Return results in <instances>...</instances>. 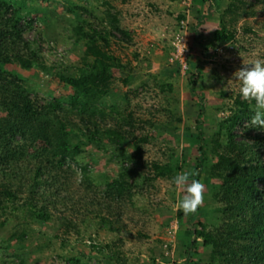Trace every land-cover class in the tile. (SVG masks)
I'll return each mask as SVG.
<instances>
[{"label": "rangeland", "instance_id": "374dc122", "mask_svg": "<svg viewBox=\"0 0 264 264\" xmlns=\"http://www.w3.org/2000/svg\"><path fill=\"white\" fill-rule=\"evenodd\" d=\"M9 1L20 5L24 25L32 21L24 37L40 43L48 70H25L18 64H8L6 69L22 75L32 99L40 105L72 94V88L65 87L58 77L64 71L74 72L83 55V45L75 47L70 36L72 25L87 18L101 27V17L108 4L112 5L111 11L117 13L120 27L130 38L112 42L109 49V57L123 67L112 71L107 100L117 105L119 115L132 114L135 128L124 146L126 155L133 156L139 145L141 159L137 175L130 181L133 197L113 204L115 216L120 214V231L100 229L92 216L84 218V210L82 216L77 214V209L83 208L77 200L99 193L105 179L118 175L120 164L110 148L85 140L83 154L78 162H70L72 171L64 174L68 182L51 198L50 221L41 224L24 218L20 210L0 213V223L5 222L0 237L7 238L12 231L25 232L21 243L14 239L6 249L0 240V264H17L19 259L25 264H110L112 253H119L126 264H208L210 250L202 247L185 261L187 235L197 227L196 221L177 216L176 204L183 190L172 185L170 177L154 178L152 165L174 167L179 162L181 172L189 173L198 156L199 141L209 154L215 140L224 143L225 136L216 135L220 121L234 111V101L242 99L233 74L244 64L264 59V0ZM232 1L240 4L239 10L226 14L224 20L234 29L235 39L213 45V31L219 28L221 14ZM72 5L86 6L91 12H70ZM182 48L186 51L183 54ZM181 58L187 64L185 71ZM197 122L201 123V133ZM32 151L28 150L29 155ZM79 163L86 164L93 177L85 192L80 186ZM201 182L205 199L198 218L211 226L218 218L210 211L218 206L212 199L218 181L204 177ZM70 196L71 202H65L63 198ZM18 197L16 206L25 194ZM64 216L75 222V229L62 226Z\"/></svg>", "mask_w": 264, "mask_h": 264}, {"label": "trees", "instance_id": "16d2710c", "mask_svg": "<svg viewBox=\"0 0 264 264\" xmlns=\"http://www.w3.org/2000/svg\"><path fill=\"white\" fill-rule=\"evenodd\" d=\"M239 5L232 1L223 10L219 28L213 31V45L234 41L235 31L229 28L230 24L224 16L235 13ZM112 9V5L108 4L100 20L101 27L87 18L72 25L70 36L75 47L83 45V55L80 65L73 68L74 72L68 70L58 75L65 87L72 88V94L65 100L55 97L40 105L32 99L22 75L6 69L8 64H18L25 70L33 67L48 70L43 62L40 43L24 37L32 21L24 25L20 5L0 0L1 214L8 209L12 212L20 210L24 218L41 224L50 221L51 198L57 197L58 189L68 182L64 181V174L72 171L70 162H78L86 140L96 142L105 149L110 148L112 157L120 164V171L115 178L103 181V189L100 188L99 193L77 200L83 207L77 209V214L82 216L81 211L84 210V218L92 216L98 228L120 231V214L115 216L113 204L133 197L130 181L137 175L141 152L137 145L135 155H126L124 144L135 128L133 116L131 113L119 115L117 105L109 104L107 100L113 83L112 71L123 67L119 61L109 57V49L112 42L130 38L129 32L120 27L117 13H113ZM76 10L82 14L91 12L83 5L69 8L70 12ZM195 84L192 79L191 85ZM168 86L171 88V85ZM234 103L236 108L220 121L216 133L217 136H225L224 143L215 140V147L209 154L199 141L198 156L189 170L191 179L201 182L207 177L218 181L212 194L218 206L210 210L218 214V218L209 226L204 219L198 218L200 208L195 214L187 216L177 211L178 217L196 221L197 226L188 232L185 261L191 260L202 247L210 250L208 264H264V130L249 127L248 122L254 114L251 102L237 98ZM118 115L120 117H116ZM200 126L201 123L197 122L201 133ZM31 148L33 151L29 155ZM79 165L82 174L80 186L85 192L93 184V177L86 164ZM152 167L154 178H172L182 171L179 162L174 167L159 163H153ZM21 193L25 197L16 206L14 204ZM48 195L50 199L47 200ZM63 199L71 202L72 196ZM67 218L62 217V226L67 230L75 229V222ZM82 222L85 220L82 219ZM3 226L5 222L0 223V227ZM76 232L79 233L78 230ZM24 236V231H12L7 238L0 237L1 246L9 248L14 239L21 243ZM92 247L99 249L95 244ZM110 257V264H126L119 253H112ZM3 262L7 261L4 259ZM17 264L25 262L19 259Z\"/></svg>", "mask_w": 264, "mask_h": 264}, {"label": "clouds", "instance_id": "9594fccd", "mask_svg": "<svg viewBox=\"0 0 264 264\" xmlns=\"http://www.w3.org/2000/svg\"><path fill=\"white\" fill-rule=\"evenodd\" d=\"M233 75L239 81V96L253 106L254 114L248 122L249 127L264 130V59L244 64ZM170 182L183 190V195L176 204L177 211L185 216L195 214L205 199L204 184L191 179L188 172L176 173Z\"/></svg>", "mask_w": 264, "mask_h": 264}, {"label": "built area", "instance_id": "2783aa9c", "mask_svg": "<svg viewBox=\"0 0 264 264\" xmlns=\"http://www.w3.org/2000/svg\"><path fill=\"white\" fill-rule=\"evenodd\" d=\"M182 44H183V43H182ZM182 44H181V45H182ZM181 47H183V45H182ZM181 51H182V54L186 52V51H183V48L181 49ZM180 61H181V65H182V70L185 71V70L187 69V64H186V62H185V59H184V58H181Z\"/></svg>", "mask_w": 264, "mask_h": 264}]
</instances>
